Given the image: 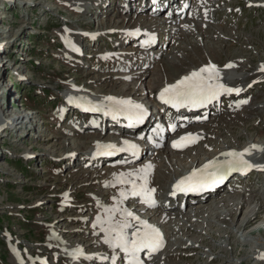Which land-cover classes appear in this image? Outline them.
Listing matches in <instances>:
<instances>
[{
    "label": "rangeland",
    "instance_id": "obj_1",
    "mask_svg": "<svg viewBox=\"0 0 264 264\" xmlns=\"http://www.w3.org/2000/svg\"><path fill=\"white\" fill-rule=\"evenodd\" d=\"M26 1L28 3H26ZM90 1L91 0H20L16 5L9 2V4L6 3L5 6L4 0H0V42L3 44L2 47L0 43V48L3 50L2 58L7 57L8 52L9 54L17 53L16 55H12V58L21 59L19 65L23 70L22 72L26 74L24 79H20L21 77L17 76V71L13 70L9 78V71H5L7 64L3 65L4 68L0 71V102L4 96L3 89H5V95H7L8 92V96H11V98L17 97L19 101L23 100V104L37 109L34 110L37 112V116L33 117V121L26 122L25 124L21 122V127L13 132V135L10 137L9 134H7L8 131H3V133H1L2 129H0V146L4 150V154L0 152V157L3 156L2 161L0 160V264H20L19 258L15 255V261L14 256L11 254L10 243L16 248L18 246L20 247L17 249V254L23 253L25 257H27L26 255H32L33 252L34 255L31 256V258H40L44 254L52 264H57L61 260L59 257L64 252L59 249H50L54 248L52 247L54 244H58L60 247L66 242L70 245L77 244L76 246L82 244L85 247L89 246V248L86 247V249L89 250L101 246H95L97 245V239H93L98 237V235L92 228V222L96 219L95 217L104 214L106 211L105 207L109 203L114 205L115 198L113 196L116 195L117 192L114 189L109 190V187H107V182L111 180L108 169L113 165L109 161H104L102 166L101 163H99L100 169H98V171H89L91 170L89 168H96V163L94 162V165V163L87 161V163L92 165L82 167L86 163V157L89 158L88 151L95 141L93 137H96L98 133H96L97 130H93L92 128H87L86 130L81 129L76 133L77 131L73 127V131L72 126L77 122L88 124V122L92 121L94 118L89 120L81 116L76 119L64 117L65 112L62 110L66 107V104L63 94L74 87H78L84 89L80 92V98L88 100L90 96L87 93L94 95L105 94L114 97V95L117 94H130L136 91L140 93L143 87L138 86V82L125 83L120 81V79L115 77V75H117L116 68L118 67L116 62L114 61V63L108 65L105 56H102V59L95 56L97 51L96 48L101 45L100 40L103 38L96 41L94 45H92V41H86V46H88L86 51L95 56L93 57L95 59L92 64L89 62V59L86 58L83 60H73V57H71L72 55L67 53L69 49L66 50L63 44L64 39H71L74 33L72 31H85L87 29L93 33L97 31L96 29L100 28L106 30L105 27H108V29L120 28L121 30L125 27L132 29L134 24H139L140 22L144 26L152 24L151 26L155 28L161 27V25L153 19H133L134 16H132L130 12H120L116 14V9L122 10L125 8L122 2V6L117 7V1L111 6L112 2L110 0H102L98 5L99 9L98 7H90ZM140 1L141 0H135L137 4ZM215 1L221 5L227 2V0ZM247 1L248 0H244L246 4ZM93 2L94 0H92V3ZM29 3L34 4L29 5ZM211 6L213 7L216 5H213V2H211ZM222 14L223 12L220 14L216 12L215 16L217 18L219 15V17L223 19ZM244 14L242 22H247L250 18L256 16L257 12L254 11L252 7H246ZM122 16L125 19H123ZM247 16H249V18H247ZM218 22V25L225 27L227 32L228 30L226 27L228 25L232 27L231 22L230 24ZM89 28H92V30ZM164 28L165 27H163V29ZM254 30H258L260 36L264 35V21L256 26ZM112 31H116L117 36L120 35L119 31ZM236 31L247 36L243 28ZM238 32H230L231 40L223 43L218 37H208L205 39L194 34H190L184 39L179 38L176 42L177 45L173 47V44L167 45L170 41L166 40L165 53L162 57L168 54L173 48L175 52H178V49L181 47L182 50H185L188 43L194 47H190L185 56L179 53L180 59H175L174 62H165L166 64H163L165 69L162 70V76L165 74V77L161 76L156 82H161L169 76L170 78L181 77L182 73L190 71L189 66L194 65V60L203 63V60H206L205 57H208L210 52L212 56L209 57V61L214 60L218 64H224L233 58H241L243 55H249L252 61L256 59L255 55L264 58V40H248ZM106 34H101V36L106 39ZM69 35L71 38L67 39ZM116 41L117 39L112 40L107 38L105 42H102L103 45L101 49H104L110 43L115 44ZM210 41L212 42L210 43ZM202 42H205V44L199 46ZM258 42L262 43L263 47ZM251 44L252 49L248 47ZM195 45L197 48H195ZM14 47H16V50L13 51ZM171 53H174V51ZM27 58L31 60L28 62ZM166 60L165 58L163 59V61ZM9 62L10 64L13 63L11 60ZM150 67H152V64ZM134 70L141 69L135 66L133 67V71ZM120 73L122 72H118V74ZM257 74V72H253L249 75H245V77L254 79ZM12 82L15 83L14 86ZM257 83H261L260 87L264 90V81L262 82V80H260ZM156 88L153 89V91H157ZM76 91L77 90L74 92ZM263 93L259 94L257 98H261ZM5 101L7 104V97ZM19 101L17 102L19 103ZM109 104L110 102H102V105ZM20 107L21 105L18 106L20 112L25 113V109ZM6 108L11 112L13 111L15 114L18 112L12 110L10 102ZM258 108L259 111H255ZM261 108L262 107H255V110L247 109L245 111L248 114L244 113L241 114L239 118H229V120L228 117L225 116V113H232L229 115L240 116L242 110L237 112L222 111L218 116H215V119L209 120L202 126L203 129L205 128L204 131L207 132V135H209L208 132L211 130V135L208 139L204 140L207 141L205 144L207 145L209 140H217L218 142H215L213 146L215 150L219 147H223L226 142L237 145V142L241 143L243 140L242 142L245 144V141L251 138L264 140V112L260 111ZM58 114L59 117H57ZM42 121L44 124L41 123ZM12 127L13 126H10V128ZM24 128H26L25 131L23 130ZM118 129L119 128L111 129V131L101 134V136L114 140L115 137L112 134L115 133L116 130L118 131ZM89 132H94L92 138L83 137L85 134H90ZM21 133L24 134L19 139V142H15L12 137H19ZM35 134L38 135V137ZM108 141L102 142V145H107ZM201 146L193 147L197 150H194L191 155L186 154L187 152L184 153L185 160L181 163L175 162V158L173 159L172 162L174 166L172 165L173 171L170 172L171 177L177 176L175 175L176 170H183L186 166V161H191L193 156H196V159L206 158L205 151L198 150ZM207 146L212 147L211 145ZM25 150L31 151L34 153V156L29 159L22 158L20 154ZM18 154L19 156H16ZM7 159H9V161ZM165 161H168V159H165ZM164 178L165 179L160 180L159 187L161 190L164 186H166L167 189L171 181L170 178ZM245 180V182L250 183L246 188L251 186L255 190H259L258 186L262 183L263 177L259 178L255 175L254 177H247ZM234 192L224 187L222 194L211 196L207 202L204 201V199L199 202V204H194L192 206V210L194 209L193 212H185L182 213L181 216L178 214V216L174 217L172 220L178 219L177 222H180L178 230L171 231L169 238L173 235L183 233L181 226L186 225L182 219L193 220L194 216L207 213L206 219L210 218L216 225L211 226L208 223L210 227H214L211 229H209L204 222L200 225L205 226L209 234L220 236L218 238H216V236L211 237V240L213 238L218 240L222 238L223 235L220 242L222 240L225 241V238H227L226 236L229 235L227 241H229V244H231L230 247H232L230 249L228 248V254H230V251H233V249V252L237 254H245L246 252V256L256 255L257 251L258 254L263 252V210L257 205H249V192V194H247L249 199L241 208L245 210L253 208V210H257L259 217L254 222L248 223V227H242L243 231L237 226L241 225L236 222L239 217H241L239 219L243 218L241 214L242 209L237 211V207H235L231 215L222 211L215 213L221 205L219 197L227 194H232L231 197L243 196ZM253 194L255 195V192ZM253 194L251 202L254 203L256 196L253 197ZM241 200L242 199L238 198L230 205L227 203L225 204L227 206H224V208L230 211V208H232L233 205L235 206V201H237L238 204ZM130 210H132V206H130ZM184 214L187 215V218L183 217ZM217 214L223 215L225 220H223V217H220V220L226 223H229V220L227 221L226 219L227 216H230L233 224L231 231L230 229L227 231L225 226L222 224L218 225L215 222L216 218L214 215ZM220 225L223 226L222 228L226 231H223ZM215 226H217V229ZM165 227L167 232L172 228L169 224ZM53 230H55L54 234H57L56 239H54ZM252 230H254V232H251ZM192 231H194L193 228ZM10 233L12 235L14 233L15 235L12 240H9V238H11ZM242 236L245 238L252 236V238L250 237L251 239L244 240L241 239ZM179 238L181 240V236H179ZM170 240L165 249V251L171 253L169 259L167 261H158L159 259H157V256L155 257V263L150 262V264H170L174 262L175 255L173 254L177 246L171 248L173 245ZM21 242L24 243L26 247L21 248V246H24ZM180 244L184 246L186 242L181 240ZM187 245L189 246V244ZM225 245H223V247H225ZM74 246L75 245L72 247ZM104 250L108 251V248H104ZM20 260L21 264H23L21 255ZM68 261V259H65L66 264H69ZM231 264L239 263L233 262ZM249 264H252L250 259ZM260 264L264 263L262 262Z\"/></svg>",
    "mask_w": 264,
    "mask_h": 264
},
{
    "label": "bare ground",
    "instance_id": "obj_2",
    "mask_svg": "<svg viewBox=\"0 0 264 264\" xmlns=\"http://www.w3.org/2000/svg\"><path fill=\"white\" fill-rule=\"evenodd\" d=\"M191 1H193L191 7H189L187 5L184 9H182L180 6L174 7L171 10V14L168 15L170 17V20H168L167 22L165 21V23H162V24H160L158 22V24H160L161 26L164 25V27H165L164 29L160 28V30H162L164 33H168V37L166 38V40H168L170 42L167 43V45L174 44L173 41L176 43L179 38L184 39L185 37H188L190 34L191 35L194 34V35L203 37L205 39L208 37H218V39L222 43L223 42H229L230 41L229 39H231V33L230 32L227 33V31L225 30V27L218 25V23H219L218 21L223 22V19L220 18L219 15L217 18L215 16L216 12H218V14H220L221 12H224V10H217V7L221 6V4L219 3L218 6L212 7L211 6V2H212L211 0H191ZM121 2L122 3L129 2V5H128V7H125L122 10L116 9V14H119L120 12H122V13L130 12L132 14V16H134L133 19H144L145 18L146 20H148V19H152V18H149V17H151L150 16L151 14L157 13L158 11H161L162 7L165 4L174 5V3L177 2V0H154V1L153 0L152 1L151 0H145L144 4L142 6H136V7H134V5H132L130 0H122ZM114 3H115V1H112L111 6H113ZM183 3H187V2L183 1ZM111 6H109V7H111ZM112 8H115V7H112ZM252 9L254 10L255 8L252 7ZM132 11H134L135 13L137 12V14L132 13ZM122 18H123V16H122ZM123 19H125V18H123ZM137 25H138V30L141 31L146 26H148V25L151 26L152 24H148V25L144 26L140 22ZM129 30H131V29H129ZM116 34H117L116 31H109L106 34V39H105V37H102L101 35H99V36L97 35L98 39H101V38H103V39L100 40L101 45L96 48L97 51L95 53V56L102 59L101 58V52L103 50V49H101L102 48L101 46L103 45L102 42H105L110 35H116ZM68 38H71L70 35L67 36V39ZM127 38H129V39H127ZM86 39L88 42L92 41V45H94V42H96L97 38H94L91 36H86ZM124 41L126 42V44H123L119 47H117V46L113 47L111 43L109 45H107L106 49H109V48L111 49V54L109 55V58L106 59L107 64L110 65V64L114 63V60L118 59V58H120V60L129 59L130 57L133 58L134 55H136L142 59H145L144 61L137 62L136 65H134L133 63L131 64L130 59L127 60V62H125L123 65L118 64V67L116 68V74L117 75H115L116 78L120 79V81L125 82V83L126 82H131V83L138 82V86H142L143 89L140 90V91H142L140 93H138L136 91L135 93H130V94H123V95L117 94L118 96L114 95V97L118 100H131L134 104H139L138 103L139 100H144V99L147 100L148 102H152L156 107L159 108L160 111H162L165 119L171 120L174 123V125H176V127H175L174 131H172V132L169 131L165 134L166 138L162 144L152 145L151 149H148L146 147L135 148L134 150H139V154L134 157V159L131 163L120 164L117 166H110L109 167L110 169H108V171H109V176H111V180L109 182H107L108 183L107 187H109V190L114 189L117 192V194L113 196L115 198L114 205L109 203L105 208L106 209H112V208L118 207L121 210L126 209L128 211H131L135 216H138L140 218V221L142 218L149 219V220L157 222V224H156L157 228L158 227H164L166 229L165 226H167L169 224V222H171L174 219V217L178 216V213L175 212V210H177V207L175 208V203H176L177 199L179 198V195H176V196L175 195H173V196L167 195L166 192L169 190L166 189V186H164V188L161 190L159 187V184L161 182L160 180L165 179L164 177L170 178L171 181L173 180L174 176L171 177V175H170V172L173 171L172 165L174 166V163L172 162L173 159L175 158V160H176L175 162L181 163L185 160L184 159V155H185L184 153L187 152L186 154L191 155L194 152V150H197L196 148H193V147H195V146L199 147L202 145L201 148L198 150H204L206 158L196 159V156H193L191 161H189V162L186 161V166L183 169L184 171L183 170H176V172H175V175H177V176L191 174V172L193 170L203 168V166L205 164H208L210 161H213V160L223 161L224 159H226L223 154L230 152L229 147H233L236 145H233V144H230L229 142H226V144H224L223 147H219V148L214 150L213 146L215 145V142H218L217 140H209V143L207 145H211L212 147L201 144V141L208 139V137L211 135V133H210L211 130L208 132L209 135H207V132L204 131L205 128L204 129L202 128V126L205 123H207L209 120L207 121L206 119H204V120L194 121V119H193L194 116L191 114L195 111L196 108L191 107V106L185 107V108L183 107L181 113H180V111H177V113H179V115H178L176 120L173 119L171 110H169V111H167L168 109L165 111L163 110L164 107L166 106V104L160 100V98H159L160 92L166 86L176 83L177 81L181 80L184 76L190 75L194 71H199V69H201L202 67H206L210 64L216 65V67L220 73L221 83H224L227 87L239 89L240 91H239V93H237V92L222 93L219 97L223 96L224 106H222L219 110H215V104H216V101L219 99V97L216 100L206 104V106L203 109V112L200 113V115L208 113V114H210V120H212V119H215V116H218L222 111L237 112V111L242 110L245 106L249 105V103L251 101H253L254 96L245 97L244 102L248 103L246 105L240 104L241 100H237V98L239 97L240 94H245V93L249 92L255 84L250 83L252 79L245 77L244 74L238 73L241 69H244L247 67L246 63L240 57L230 59L224 64H218L215 61H209L210 58L208 60L207 59L203 60V63L199 62L198 60H194L193 61L194 65L189 66L190 71H185L184 73H182L181 77H177V75H176L177 78H170V76H169V77H166L165 79H163V81H161V82H156L163 75L162 70L165 69V66H163V64H166L165 62H174L175 59H180L179 53H181L182 55L185 56L188 53V49L190 47H194V46L188 43L186 46L187 51H186V48H185V50H182V47H181L180 49H178V52H175V49L173 48L172 50L169 51L168 54H166L164 57H162V55L165 53L164 49L166 47V42H164V44L162 43V45L158 44L156 46L151 45L148 47H140V48H138L139 50H137V51H131L129 49L128 44L136 41L135 36H133L131 33H126L124 36ZM199 42H200V40H199ZM196 45H195V48H197ZM137 46H139V45L137 44ZM137 46H135V47H137ZM148 48H150V49H148ZM68 49H69V51H67V53L72 55L71 57H73V60H74L75 57L73 55H75V54L72 52V49L69 46L66 47V50H68ZM0 50H1V48H0ZM86 50L84 52L80 53V56L86 57L87 55H89ZM172 51H174V53H171ZM95 56H94V54H90L89 62L91 64L94 63L95 58H93V57H95ZM164 58L167 60L163 61ZM151 64H152V67H150ZM229 64H231L232 67H227ZM135 66L140 68L141 70H134L133 71V67H135ZM118 72H122V73L118 74ZM162 77H165V74ZM262 82H263V80H262ZM256 84L258 87V93L255 95V97L257 98V96L259 94L263 93L264 90H263V88L260 87L261 83H256ZM155 88L157 89V91H153V89H155ZM74 89L79 91V93L84 90V89H81L78 87H76V88L74 87ZM87 94L90 95L91 93H87ZM110 94H116V93H110ZM91 95H92V97H91L92 100L96 101L97 103H99L101 105H102V102H109L106 100V98L110 97V95H105V94H102V95L91 94ZM82 100L86 101L85 99H82ZM70 103L71 102H67V107L71 106ZM104 106H106V105H104ZM109 108H111V107H109ZM188 108H191V110H188ZM61 115H62V113H61ZM72 115L78 116V115H81V113H79V111H76V112H73ZM122 115L125 118L129 119L127 114H122ZM181 115L184 118H186L188 121L181 120ZM19 117H22L23 119L25 118L24 115H21ZM33 117L34 116H31V117L28 116L29 120L25 121V123L33 121ZM57 117H59V114ZM2 120H4V119H2ZM25 123H23V124H25ZM86 124L84 123L83 125H81L80 123L77 122L75 125L72 126V129L74 127L75 130L77 131L76 133H78V131H80L81 129L86 130L87 128H92L93 130H97L96 133H98V134L96 135V137H93L94 132H92V133L89 132L90 134L83 135V137L84 136H86L88 138L93 137L95 141H94V143H92L90 150L88 151L89 152L88 155L90 157L88 159H86V163L82 167H87L88 165H92L90 163H87V161H89L91 163L95 162L96 168H89V169H91L89 171H98V169H100L99 163H101V166L103 165V162L106 159H108L110 157V155L112 154V152H111L112 149H107V148L98 149L97 146L102 145V142H106L108 140L109 141H108L107 145H115L116 147L117 146H124V143L119 139L120 132H123V131L124 132H130V129H124L123 127H121L118 124L117 120H115L112 116L104 115V114H98V113L96 114V118H94L92 121L88 122L87 125ZM2 125H7L8 128L10 126L8 123H6V121H3L0 123V128ZM112 126H113V128H112ZM114 128H119L118 131L116 130V132L112 134L115 137L114 140L112 138H105V137L101 136V134H105ZM215 130H216V128H215ZM73 131H74V129H73ZM189 133L198 137V139L194 143H187V146H185V147H173L174 141H178L180 139V137L186 136ZM243 148L248 149L249 147L244 145ZM187 149H190V150H187ZM98 152L100 154H98ZM131 156L132 155H130V157ZM165 159H168V161H165ZM117 161L123 162L122 160H117ZM95 163H94V165H95ZM149 164L152 165V168L149 170V173H148V185L147 186L149 189L155 190L154 194L152 196V199L157 198L158 201H154L155 202L154 204L145 203L142 196L130 195L132 185H131V183L128 182V181H134L137 185L142 184L143 180L137 179V176L142 175L140 173V169L145 168ZM130 173H131V175H128ZM246 173H250V175L254 174L253 171H248ZM121 174H124V177H123V179L125 181L124 183H118V180H119ZM225 185L223 187H226L233 192L237 190V187L234 185V183H231L229 186H225ZM121 191H124L125 193H129V194L125 198H121L120 197ZM211 191H212V189L206 188L204 193L197 194V195L193 196L194 197L193 201H192V197H190V198L188 197L184 201L185 206L188 207V206H193L194 204H197V203L199 204V202H201L207 198L208 195H206V194L211 192ZM114 194H115V192H114ZM247 194H249V193H247ZM247 194L245 195L244 193H239V195H243L242 197L241 196L231 197L232 194H230V195L227 194V195L219 197L222 206H227V205H225L227 203H228V205H230L232 202H234V200H237L238 198L242 199L241 201H239L238 204H237V201H235V203H234L235 206L233 205L232 208H230V211H228V213L231 215V214H233V209L235 207H237V211L242 209L241 214H242L243 218L239 219V218H241V217H239L238 220L236 221V222H238V224L241 225V226H239V225H237V226L242 230H243V228L248 227L250 223L254 222L259 217V214H257V210H253V208H248L247 210H245L244 208H241L246 203V201L249 199V196ZM229 200H231V201H229ZM159 201H160V203H159ZM226 201H228V202H226ZM130 206H132V210H130ZM178 210H179V208H178ZM193 210H192V212H193ZM196 210H197V208H196ZM194 213H195V211H194ZM110 215L114 216V222H119V221H122L124 219L122 212L109 213L108 211H105L103 215L95 217L96 219L94 220V222H92V228H93L94 232L98 235V237L93 239V240L97 239V245H95V246L101 245V250L103 249L102 251L104 253H107L108 255L112 256L115 253L120 252L121 249L120 248H113L109 244L105 243L106 233L103 231V227H107V224L104 223L103 226H101V224L98 223V218H100L101 221H107V219ZM218 216L221 218L223 217V215H218ZM183 217L187 218V215L184 214ZM130 222L133 224V223L138 222V221L130 220ZM181 229H182V232L184 234L193 232L192 228H190L189 226L182 225ZM52 232L54 234L55 230H53ZM251 232H254V230H252ZM56 236H57V234H54V239H56ZM169 237H168V243L166 244V246H164L162 251H159V250H161V248H158L156 251H152V250L149 251V257L146 258L147 264H150V262L155 263V257H157V256H158L157 259H159L158 261H160V260L167 261L169 259V257L171 256V253L165 251L166 247L169 244ZM129 238L132 239L133 236H129ZM222 244L223 243H221L220 246H222ZM186 246H188L187 243L183 247H186ZM61 247L65 248V251H66V253L69 254L72 262L76 261L78 263H81V261H84L87 264H91V263L93 264L96 262V260L100 259L99 257H97V255H86V254H84L86 247L89 248V246L85 247L84 245L80 244L78 246L75 245L74 247H72L69 243L66 242L65 244L63 243L61 245ZM104 248H108V251L104 250ZM176 249H180V247H177ZM77 250H80V254H77ZM233 251H234V249H233ZM263 252H264V250H263ZM263 252H260L258 254V256H260ZM20 255L21 254L18 253L16 256L17 257L19 256L18 258H19V261L21 264ZM16 256H14V260H15ZM21 257H22V255H21ZM35 260H36L35 258L31 259V262H33ZM244 260L245 259H241V263ZM25 264H28V262Z\"/></svg>",
    "mask_w": 264,
    "mask_h": 264
},
{
    "label": "snow or ice",
    "instance_id": "obj_3",
    "mask_svg": "<svg viewBox=\"0 0 264 264\" xmlns=\"http://www.w3.org/2000/svg\"><path fill=\"white\" fill-rule=\"evenodd\" d=\"M147 43V41L145 42ZM227 67H232L229 64ZM264 70V69H262ZM239 89L227 87L224 83H221L220 73L216 65L210 64L206 67H202L199 71H194L190 75L184 76L181 80L174 84L166 86L160 92V100L165 104H170L172 107L179 109L180 107H200L207 103L216 100L222 93H239ZM107 101L110 105L105 107H111V114L115 117L117 114H127L130 120L139 122L144 118V112L142 105L134 104L131 100H118L115 97H107ZM71 98H70V101ZM86 111L88 109H85ZM98 110V109H97ZM109 114V112H105ZM198 137L189 133L186 136L180 137L178 141L173 142V147H185L187 143H194ZM125 144H128L125 141ZM130 149H135L136 145H128ZM98 149L107 148L115 149V145H98ZM258 148V146H252ZM125 150V149H121ZM264 151V149H260ZM98 154H100L98 152ZM251 154V151L246 149L244 152L230 151L224 153L226 157L223 161L213 160L208 164H205L203 168L196 169L191 172L190 175L180 179L175 188L177 191H199L203 188H208L214 184L221 183L225 176L233 171L247 172L252 169L254 165L247 159L245 155ZM152 168L149 164L145 168L140 169L142 175H138L137 179H142L143 183L137 185L134 181H128L131 183L132 188L130 195L144 197L145 203L154 204L152 199V193L154 189L148 188V173ZM128 175H131L128 174ZM124 174H121L118 183H124ZM129 193L124 191L120 192V197L125 198ZM175 194V193H173ZM109 213L122 212L124 219L119 222H114V216L110 215L107 221H101L98 218V223L103 226L104 223L107 227H103V231L106 233L105 243L109 244L113 248H120L129 256V264H142L139 258V253L144 249H151L156 251L163 244L162 235L158 229L149 225L146 221H140L138 216H135L131 211L120 208L106 209ZM130 220L139 221L141 228H137L132 233L133 238L130 239L126 229L133 227ZM77 254H80V250H77ZM264 259V255L260 257Z\"/></svg>",
    "mask_w": 264,
    "mask_h": 264
}]
</instances>
